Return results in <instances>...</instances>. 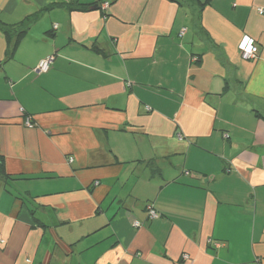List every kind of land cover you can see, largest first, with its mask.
<instances>
[{
    "label": "crops",
    "instance_id": "crops-1",
    "mask_svg": "<svg viewBox=\"0 0 264 264\" xmlns=\"http://www.w3.org/2000/svg\"><path fill=\"white\" fill-rule=\"evenodd\" d=\"M0 26V264H264V0H0Z\"/></svg>",
    "mask_w": 264,
    "mask_h": 264
},
{
    "label": "built area",
    "instance_id": "built-area-1",
    "mask_svg": "<svg viewBox=\"0 0 264 264\" xmlns=\"http://www.w3.org/2000/svg\"><path fill=\"white\" fill-rule=\"evenodd\" d=\"M107 5H108V3H104V8H106ZM259 12L263 13L260 10H259ZM184 32H185V29L181 30L180 36H182L184 34ZM238 50H239L240 56L243 60L251 61L257 57L258 48L256 46L255 40L249 36H243L242 37V39L238 45ZM53 59H54L53 56H49V57L41 60L37 64V66L33 69V72L36 75L47 73L50 69V66L53 62ZM25 125L29 128L33 126L28 119L25 121ZM69 162H71V160H69ZM147 214H148L149 219H155L158 217V214L153 210V208L151 206L147 207ZM134 226L137 227L138 224L134 223ZM187 258L188 257L186 255H184L182 257L183 260H187Z\"/></svg>",
    "mask_w": 264,
    "mask_h": 264
},
{
    "label": "trees",
    "instance_id": "trees-1",
    "mask_svg": "<svg viewBox=\"0 0 264 264\" xmlns=\"http://www.w3.org/2000/svg\"><path fill=\"white\" fill-rule=\"evenodd\" d=\"M168 1L176 3L179 6H182V5H185V3H187L188 0H168ZM191 1L195 2V0H191ZM202 7L203 6H199V11H201ZM65 8L68 11H85L87 9L85 6H83L77 2H73L69 5H67ZM0 28H1L3 34L5 35L7 42H8L6 57H7V59H11L15 50H16L18 41H17V39L13 40V38L10 36V32L7 28L1 27V26H0ZM257 117L261 118V116L259 114H257ZM1 176H6L5 170H4L3 160H0V177Z\"/></svg>",
    "mask_w": 264,
    "mask_h": 264
}]
</instances>
